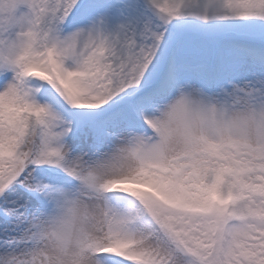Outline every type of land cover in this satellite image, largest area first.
<instances>
[{
    "label": "snow or ice",
    "instance_id": "snow-or-ice-1",
    "mask_svg": "<svg viewBox=\"0 0 264 264\" xmlns=\"http://www.w3.org/2000/svg\"><path fill=\"white\" fill-rule=\"evenodd\" d=\"M0 264H264V0H0Z\"/></svg>",
    "mask_w": 264,
    "mask_h": 264
},
{
    "label": "clouds",
    "instance_id": "clouds-1",
    "mask_svg": "<svg viewBox=\"0 0 264 264\" xmlns=\"http://www.w3.org/2000/svg\"><path fill=\"white\" fill-rule=\"evenodd\" d=\"M177 119H180V115L179 114H177V117H176ZM178 146V145H177Z\"/></svg>",
    "mask_w": 264,
    "mask_h": 264
}]
</instances>
